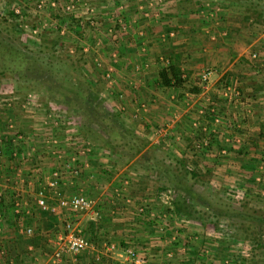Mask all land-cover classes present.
<instances>
[{
    "label": "rangeland",
    "instance_id": "374dc122",
    "mask_svg": "<svg viewBox=\"0 0 264 264\" xmlns=\"http://www.w3.org/2000/svg\"><path fill=\"white\" fill-rule=\"evenodd\" d=\"M54 1L55 4L52 0H0V40L16 46L28 60L37 59L41 63L42 71L45 69V72L52 74L51 80L44 83L23 81L17 74L0 72V143L10 145L8 150L4 146V155L0 159V169L3 170L0 174V193H4V186L13 188L21 181L18 188L23 186L25 191L16 192L17 196L21 194L22 197L15 200L25 202L30 209L31 219L44 220L48 212H40L34 205L38 181L43 180L44 174L48 172L63 170V165L68 162L74 169L78 167L76 155L87 151L88 143L89 147H92V144L94 147L99 145L102 150L103 146L100 144L104 139L103 134L87 128L85 119L79 112L67 109L59 94L52 95L51 92L50 96L48 90L53 84L61 83L64 86H61V89L74 90L80 81L87 80L94 84L98 92L97 98L89 97L90 101L96 99V103H102L104 107L119 115L123 110L117 108L121 110L119 112L116 107H123L127 112V106L134 105L136 100L143 106L157 104L159 100L156 95L147 98L138 95L137 83L134 82L132 85L135 87H132L122 80L114 81L112 76L106 78L111 54L116 52L120 58L126 38V42H132V46L138 50L134 51V57L144 54L142 49L146 50V37L148 40L153 39V45L162 44L160 42L165 40L170 43L180 38L190 39V51L187 47L183 52L186 54L184 61H181L182 56H177L176 61L183 66L184 75L188 63L190 67L200 64L202 66L186 75L185 84L176 89L192 96L191 102H187L188 98L186 103L181 101L180 105L189 106L194 100H198L199 97L194 98L197 93L191 91L196 87L194 83H198L199 94L202 93L201 101L208 100L206 92L211 86V77L215 75L219 76L218 98L226 103L228 110L222 113L213 108H205L212 114L213 119L206 123L204 116H207V113L204 107H196L202 113L194 115V126L191 124L194 130L189 131V139L194 142L191 151L197 157L195 160L171 161L168 157L171 151L161 147L146 151L158 158L164 157V166L167 167L159 178L162 179V186H165L162 191L169 189L172 191L173 200L182 197L193 206L194 218L190 220L175 213L169 217L167 223L174 226L170 235L185 232L192 234L185 242L180 239L179 247L184 251L187 248L198 251V255L194 256V264H264V246L259 245L264 244V225L249 227L238 215L244 209L248 214L264 220V144L257 145L259 141L264 143V138L260 135L254 137L243 128L252 108L251 103L245 101L247 99H242V86L239 84L240 78L248 83L253 77L254 82H260L264 89V0H78L76 5H72V13L61 10L67 0ZM86 9H92L93 13L90 14ZM15 10H18V13H15ZM10 11L14 12L16 17H12ZM177 13L180 14L178 19ZM56 14L63 15V19L58 20L60 16ZM91 19L93 24H90ZM76 22L80 24L78 33L73 31ZM147 22L150 24L147 25ZM203 23L210 27L206 31L208 33L200 30L190 33L186 32V29L177 33V27L174 26ZM146 28L149 29L146 31ZM163 35L166 39L161 40ZM52 42L55 44L50 47ZM200 43L205 44V48L209 50L207 55L201 52L203 47H198ZM114 44H118V48ZM149 46L151 47L150 44ZM84 48H88V51L84 52ZM152 49L157 51L156 47ZM252 54L257 57L253 58ZM190 55L202 59L191 63L187 61ZM156 56H162L169 61L174 58L168 49L158 50L157 54L153 55ZM97 58L99 62H95L98 61ZM93 62L99 65L94 66ZM170 63L172 62H169V65ZM116 69L120 70L117 67ZM205 71L211 72V75L203 83L200 78ZM193 74L198 75L195 81H192ZM116 84L119 85L118 89L114 86ZM153 87L161 88L162 92L166 93L167 101H174L170 98L171 89L154 83ZM226 87L230 88L232 93L228 99L223 95ZM235 93H238L237 96ZM175 103L179 105L177 101ZM236 111L239 114L235 115ZM49 114L52 117H49ZM215 117L219 122L214 125ZM122 120L126 123L125 118ZM92 128L97 131L93 126ZM185 135L182 132V136ZM208 138L217 139L218 143L222 144L213 145L215 157L208 153L212 150L211 145L204 146L203 142L208 141ZM236 138L239 142L235 141ZM14 148L17 149V157L12 155ZM58 152L62 153V159L57 158ZM249 154L258 157L257 163L252 167L258 173L241 169L240 162L246 160L242 165L244 167L248 162L246 155ZM148 170L152 173L151 168ZM185 170L194 172L195 177L192 178ZM15 173L21 174V177L30 175L36 178L19 179ZM69 176L68 178H71ZM27 179L29 185L24 183ZM34 179L35 182L32 183ZM70 180L74 181V184L68 191L70 194L78 192L75 179ZM135 187L140 189L139 186ZM4 194L2 196L10 200L11 196ZM82 195L88 198L92 196L85 195V191ZM51 201V204L56 203ZM164 208V220H167L172 211ZM85 214L88 215H84V222L87 219L93 220L91 213ZM93 218L96 220L99 215ZM181 219L185 221L181 222ZM70 220L72 227H76L77 220L72 221V216ZM26 228L34 230L30 225H26ZM1 230L2 227L0 233ZM81 234L95 248L93 241L83 232ZM122 242L124 241H120L117 247L125 249ZM10 243L6 242V248L12 247ZM126 249L138 253L135 248ZM20 250L25 253L22 247Z\"/></svg>",
    "mask_w": 264,
    "mask_h": 264
},
{
    "label": "crops",
    "instance_id": "0c3cea01",
    "mask_svg": "<svg viewBox=\"0 0 264 264\" xmlns=\"http://www.w3.org/2000/svg\"><path fill=\"white\" fill-rule=\"evenodd\" d=\"M176 16L178 19L180 14L177 13ZM146 24L149 25L150 23L147 22ZM207 25L208 24L205 23L201 25L194 24V26H192V24L191 26L174 24V26L177 27V33H182L184 29H186V32L188 31L190 33H193V30L196 32L200 30L208 33L206 31L210 27H207ZM148 29L149 28H146L145 30L147 31ZM169 36H172V34H169ZM164 39H166V36L164 38L163 35L161 40ZM180 39L170 43L165 40L164 42H160L162 44L153 45L151 43L153 39L148 40L146 37V50L142 47L144 54H142L141 57L138 55V57H140L138 58L134 57V51L136 50V52H138V50L132 46L134 45L132 42H126L128 41L126 38L123 42L124 46L122 47L120 58L116 52H113L109 58V67L107 71L110 72V76L114 78V81L117 79L122 80L123 82L129 83L132 87H135L132 85L135 82L138 88L136 92L139 96L147 98L156 95L159 102L140 108L141 104L136 100L134 105L127 106V112L124 111L123 107H116V109L119 108L123 110V113H120V117L126 119L125 125L133 130L140 140L146 142V147L140 155L132 159H124V161L120 163L115 155H111L107 150L105 151V148L102 147V150H100L101 148L99 145L95 144L96 147H94L92 143V147H89L90 143H88L86 147L87 151L81 152L82 155H76L78 156V173L71 176V178H68V173H64V178L60 181L59 191L62 195L71 193L68 190L73 188L74 181L72 182V180H70L72 178L76 181L77 187H74L77 188L78 192L75 193L82 194L85 191V195H92L89 198L95 202L96 205L94 210L99 215V218L96 220L87 219L85 220L86 222H84V215L88 214H77L72 216V221L77 220L75 228L81 233L83 232L84 235L93 241L95 248H93L92 251L83 252L79 257H73L68 253H62L59 260L53 259L52 255L56 248L54 236L60 232L64 219L70 216L65 209L56 206L54 209L55 211H49L48 215L44 216V220L38 221L37 218L31 219V216L26 217L18 215L17 219H15V227L11 230L8 228L4 229L5 226H0V228L3 227L1 230L2 233H0V238L3 239L0 247L2 252L4 246L6 247L7 245L6 242H11L10 245H12V247L10 249L20 254L23 261L21 264H124L123 251L127 247H130L138 250L137 254L145 260V264H194V256L198 255V251L189 248L184 251L179 247L180 239L185 242L189 240L192 234L185 232L182 234L175 233L173 236L170 235L172 234L171 230L174 229V226L171 225L172 223H167V221L170 220L169 217L174 215L172 209H170L172 211L170 215L167 214V220H164L166 209L162 206L159 199L160 193L165 187L162 186V179H159L163 175L165 167H167L166 165L164 166V157L158 158L145 150L151 148L159 149L161 147V149L166 148L168 152L169 150L171 151L168 156L171 161L174 160L176 162L181 159L188 161L195 160L197 157L194 156L195 153L191 151L194 147V142L190 140L191 135L189 131L190 129L194 130V128L191 127V124L194 126L192 120L194 115L200 112L196 107L198 109L199 107H204L203 109L209 108V110L213 108L215 111H221L222 113L228 109L227 106H225L226 103L218 98L217 88L219 82L217 79H219V76L214 75L211 77V86L208 92H206L208 100L201 101L200 95H202V93L199 94L200 89L198 83H194L193 85L199 89V92L195 94L194 98H199L197 101L194 100V103H191L189 106L180 105L181 101L185 102L189 98L187 101L189 102L192 99V96L185 94L184 91L171 89L170 98L174 99V101H167L165 97L166 93L162 92V89L159 87H153V83L157 86L159 84L157 82L159 81L158 72L161 69L167 68L169 62L174 63L177 56H182L181 58L183 59L186 55L183 52L187 47H189L187 50L190 51V39ZM198 45L199 48L203 47L201 51L203 55H207L209 50L205 48V44L200 43ZM114 46L118 48V44H114ZM153 47H156L157 51L152 49ZM160 49L162 51L168 49L172 52L174 57L172 61L162 56L153 57ZM124 54L125 56H123ZM162 59H164V61ZM199 59L202 58L190 55L187 61L194 63ZM99 61L98 59V61L96 60L95 62ZM181 61H184V59ZM95 62H93L94 66L99 65V63L96 64ZM189 65L190 63H188L185 68L187 69L186 75L192 73L193 70L200 69L202 66L201 64L197 67L196 65L191 67ZM116 67L120 68V70L116 69ZM179 68L182 72V78L186 79L181 64H179ZM196 75L197 74L192 75L194 78H192V81L196 80ZM253 79V77L250 78V81L246 83L244 79L240 78L239 84L242 86L240 88L242 99H247L245 101H249L252 108L251 115L246 118L243 128H245L249 134L256 137L261 134L264 135V89L259 84L260 82H254ZM114 86L117 87V89L119 88L118 84ZM176 101L179 105L175 103ZM207 101L210 102L206 103ZM167 102H169L170 105H168ZM241 108L242 107H240V109ZM121 110L118 111L120 112ZM208 112L209 111L205 109V113H207V116H204L207 120L206 123L213 120ZM237 114H239L238 111H236L235 115ZM182 132L186 135L182 136ZM185 137L188 140H185ZM260 143L264 144L262 141H259L257 145ZM210 145L212 150L207 151H209L208 153L210 156L215 157L216 151L213 145L217 146L222 144L218 143L216 140H212L210 141ZM250 149L252 148H249V150ZM248 156H250V154ZM219 158H223V156H219ZM149 168H151L152 173H149ZM185 172L187 173L190 171L185 170ZM14 175L12 178H14ZM26 177L29 179L32 177L36 178V176L27 175L19 179H24ZM34 182L35 179L32 180V183ZM20 183L21 181H19L17 185H21ZM24 183L25 185H29L28 179L25 180ZM18 186L13 188L4 186L3 189H6V191H12V189H14V191H20L21 193L25 191L23 186L21 189H19ZM135 186H139L140 189H137ZM152 188H154L155 191ZM51 202L54 203L55 200ZM162 208H164V210ZM181 220V222L185 221L184 219ZM19 225L24 228H26V225L34 227V230H32L33 234L31 233L30 236L33 237L37 231L34 237L35 243L31 245L24 244L25 246L20 243L24 241L29 242V240L31 241L33 238H25L27 235L21 232ZM120 241H124L122 244L126 247L125 249L117 247ZM19 247L25 249L24 254L21 253ZM168 254L172 256L171 259L167 258Z\"/></svg>",
    "mask_w": 264,
    "mask_h": 264
},
{
    "label": "trees",
    "instance_id": "16d2710c",
    "mask_svg": "<svg viewBox=\"0 0 264 264\" xmlns=\"http://www.w3.org/2000/svg\"><path fill=\"white\" fill-rule=\"evenodd\" d=\"M9 14L12 17H16V15H14V12L12 11H10ZM56 16L59 17L60 15L56 14ZM62 19L63 15L58 18V20ZM73 26L75 27V29L73 30L74 33H78L77 31L78 29H80V24L76 22ZM54 44L55 42H52V45L50 47H53ZM40 67L41 63H39L37 59H33L31 61L28 60L26 55L18 50L16 46L0 40V72L17 74L18 78L23 81L32 80L45 83L46 81L51 80L50 77H52V74L47 71L45 72V69L42 71ZM158 79L160 86L167 89L180 88L186 81L185 78H182V72L179 68L178 62L176 61L174 63H171L167 68L161 69L158 72ZM59 84L60 85L53 84L50 87V90H48L50 96L56 93L59 94L63 98L64 104L67 109L72 110V112H79V114L85 119L87 128H89L91 131H95L97 133L99 131V133L103 134L104 139H102V146L111 155H115V157L119 161H124V159H132L143 152V149L146 147V142L140 140L133 132V130L125 125L119 113L113 112L109 108L107 109V107H104L102 103H96V99H92L90 101V96L96 98L98 96V92L96 91L94 84L88 82L87 80H82L77 85V87L74 88V90L61 89V86L63 85L61 83ZM194 91L198 93L199 89L194 87L192 92ZM92 126L96 128L97 131L94 130ZM260 136L261 138H264V135L261 134ZM212 140L214 139L211 138L210 140V138H208L207 145H210V141ZM4 146H6L7 150L10 148V145H6V143H4V145L0 143V159L4 155ZM246 156L248 157V162L243 167L242 165L246 160H242L244 163L240 162L241 169H246L252 171L253 173H258L256 172V169H252V167L255 166L258 161V157L248 155ZM242 157L244 158V155ZM1 172L3 171L0 169V174ZM193 173L194 172H188V174L192 178L195 177ZM174 184L177 185L176 183ZM3 192L10 195L11 198L9 200V198L7 199L2 196V194L4 193H0V226H5L4 229L8 228L11 230L13 227H15V219H17L18 217V215L14 214V202L19 195L17 196L14 189H12V191H6V189H3ZM5 199L7 201H5ZM192 207L193 206L189 204L186 199L178 197L173 200L171 209L173 213L179 216L186 217L190 220L194 218ZM238 215L247 222V225L249 227H252L253 225L255 227H260L264 225V220L261 217L248 214L246 211H244V209ZM249 224H251V226ZM36 233L37 231L35 232V235L32 237L33 239L31 241L29 240V242L24 241L20 243L25 245H31L35 243L34 237L36 236ZM0 240L3 239L0 238ZM259 245L264 246V244L262 243H260ZM22 262L23 261L20 254L15 250L13 252L10 248L7 249L5 246L3 248V252L0 249V264H21Z\"/></svg>",
    "mask_w": 264,
    "mask_h": 264
},
{
    "label": "built area",
    "instance_id": "2783aa9c",
    "mask_svg": "<svg viewBox=\"0 0 264 264\" xmlns=\"http://www.w3.org/2000/svg\"><path fill=\"white\" fill-rule=\"evenodd\" d=\"M55 1L52 0V3ZM78 0H67V4H64L61 8L62 11H65L67 13H72L73 6L76 5ZM55 4V3H54ZM40 7V5H38ZM86 11H89V13H93L92 9H86ZM15 13H18V10H15ZM93 20H90V24H93ZM88 48H84V52H87ZM253 58H256V54H252ZM211 75V72H204L201 75V81L204 83L208 80L209 76ZM110 77V72L108 71L106 73V78ZM238 93H235V96H237ZM225 98H231L232 93L230 88L226 87L223 93ZM143 105H140V108H142ZM202 113V111H200ZM49 117H52L49 114ZM219 120L215 117L214 118V125L218 124ZM236 142H239V139L236 138ZM55 140V139H53ZM49 141V140H47ZM47 143V142H45ZM204 146L207 145V141H204ZM17 149L14 148L13 156L17 157ZM1 155V153H0ZM62 153L58 152L57 158L62 159ZM73 159V158H71ZM64 173H68L70 176L76 175L78 173L77 167L75 169L71 167V164L68 162L67 164L63 165V170H54L51 172L44 174L43 180L38 181L36 192L34 194V205L40 212H49V211H55V207L65 209L66 212L70 214L69 217H66L62 223V227L60 229V232H58L54 236L55 241V250L53 252V259L59 260L62 253H68L73 257H76L83 252L92 251L93 247L88 242V240L81 234V232L77 228H73L71 224V216L77 215V214H85V213H91V219H94L93 217L97 215V212L94 211L95 202L82 195L81 193H72L68 195H62L59 191V184L61 179L64 178ZM16 176L19 178L21 177V174L16 173ZM16 179V178H15ZM30 184V182H29ZM172 191L167 189L160 193L159 199L161 204L164 207H167L168 209H171L172 207ZM22 195L20 194V196ZM22 201V199H19ZM55 200V204H51L50 201ZM14 214L16 215H22V216H31L30 209L26 206L25 202H19L15 200L14 202ZM22 224V223H20ZM19 228L21 229V232L27 236H30L32 233L31 228H24L23 226L19 225ZM124 254V261L128 264H145V260L138 256V254L132 250V249H125L123 251ZM172 257L170 254L167 255V258ZM164 264V263H163Z\"/></svg>",
    "mask_w": 264,
    "mask_h": 264
}]
</instances>
